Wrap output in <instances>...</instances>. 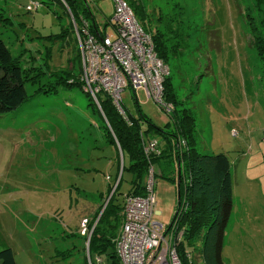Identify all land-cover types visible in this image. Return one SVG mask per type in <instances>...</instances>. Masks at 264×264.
<instances>
[{
    "label": "rangeland",
    "instance_id": "obj_1",
    "mask_svg": "<svg viewBox=\"0 0 264 264\" xmlns=\"http://www.w3.org/2000/svg\"><path fill=\"white\" fill-rule=\"evenodd\" d=\"M133 1L144 6L132 9L136 18L168 48L179 106L195 112L197 150L230 160L234 204L224 262L264 264V66L251 44L254 28L264 37V0ZM87 3L90 12L76 9L81 18L75 20L71 4L70 17L56 0H0V39L19 64L29 95L19 109L0 116V251L12 249L17 264H96L89 221L122 176L114 201L121 202L131 186L122 169L128 159L110 143L109 123L83 89L63 84L68 71L80 77L76 27L92 18L103 25L114 13L113 0ZM122 102L132 117L139 118L140 110L155 126L173 130L143 90L127 89ZM142 127L149 129L147 122ZM156 134L150 137L164 147ZM172 162L155 166L163 174L155 179L153 220L164 227L176 213L183 173L174 155ZM173 175L177 183L167 181ZM164 254L163 247L159 256Z\"/></svg>",
    "mask_w": 264,
    "mask_h": 264
},
{
    "label": "trees",
    "instance_id": "obj_2",
    "mask_svg": "<svg viewBox=\"0 0 264 264\" xmlns=\"http://www.w3.org/2000/svg\"><path fill=\"white\" fill-rule=\"evenodd\" d=\"M56 1L62 3L64 7L63 0ZM125 1L130 4L132 9L138 5L144 8L142 3L133 0ZM67 2L69 3L65 4L67 9L64 8L70 17V12L74 9L71 13L75 20L81 18V16L76 17L74 13L76 9L83 8L85 14L89 11L87 0H67ZM36 4L38 7L40 6V3ZM70 4L73 6L71 11L68 9ZM29 6H33V4ZM30 8L33 9L31 11L28 9L29 12L37 10L34 7ZM139 23L151 35L155 52L167 65L169 52L162 36L156 33L157 31L152 33L147 28L146 21L142 20ZM90 24L95 28V33L102 26L93 18ZM252 31L254 34L251 40L252 47L264 66V37L255 34V28ZM75 75L68 71L63 84L69 88L79 86L82 89L81 82H79L81 71L78 79H75ZM163 87V101L171 104L173 109L166 113L163 107L158 105V108L169 118L165 127L170 128V124H173V130L166 131L164 128L155 126L140 110L139 118H134L125 109L127 117L124 118L110 98L106 96L101 99L102 111L95 103L92 104L98 114L109 123L107 127L109 141L117 149L119 145L123 158L127 157L128 167L125 168L124 163L122 169L123 172L126 170L132 178L130 189L122 196V201L115 202L114 197L122 184L123 177L119 181L121 173V166H119L115 178V183L117 181L119 183L114 195L110 200L106 198L105 203L98 206L95 217L89 221V234L91 233L89 251L91 250L98 255L96 257L100 258L104 254L106 260L102 264H122L117 252V244L125 223L126 199L128 197H146V179L151 164L156 166L160 165L161 161L165 163L167 160L171 164L174 155L182 163L179 168L183 173L179 174L181 179L177 184L176 213L171 223L164 227L165 238L171 239L172 235L175 237L174 246L182 264H225L223 248L234 204L230 160L224 154L209 155L197 150L198 145L196 144L199 142V137L196 136L197 120L194 117V110L179 106L170 75L165 79ZM28 99L23 72L17 61L12 58L4 41L0 39V116L16 111ZM142 122L148 123L147 131L143 130ZM151 133L161 135L166 144L165 148H160V155L154 157L152 162L145 155L142 141V137L152 139ZM179 140L184 141L185 146L179 147ZM161 173H163L162 170L158 173L155 171V179ZM167 180L173 183L177 182L174 175ZM111 189L109 188V192ZM99 216L100 220L97 221ZM0 264H17L12 249L5 248L0 251Z\"/></svg>",
    "mask_w": 264,
    "mask_h": 264
},
{
    "label": "built area",
    "instance_id": "obj_3",
    "mask_svg": "<svg viewBox=\"0 0 264 264\" xmlns=\"http://www.w3.org/2000/svg\"><path fill=\"white\" fill-rule=\"evenodd\" d=\"M87 1L97 3L101 0ZM113 2L114 13L96 33L85 19L89 24L86 23L81 30L76 27L83 91L101 111V99L104 96L110 98L124 118L127 112L122 94L127 89L143 90L166 113L170 112L172 105L163 101V86L170 74L169 67L158 57L151 35L138 22L129 3L125 0ZM106 25L112 28L113 34L106 33ZM142 141L148 160L160 155L158 140L142 137ZM178 145L185 146L184 141L179 140ZM155 171L151 164L146 179V197L126 199L125 223L117 244L122 264H182L174 246L175 237L172 235L171 239H166L164 226L153 220ZM163 247L165 254L160 257ZM96 263L102 264L103 259L96 257Z\"/></svg>",
    "mask_w": 264,
    "mask_h": 264
},
{
    "label": "crops",
    "instance_id": "obj_4",
    "mask_svg": "<svg viewBox=\"0 0 264 264\" xmlns=\"http://www.w3.org/2000/svg\"><path fill=\"white\" fill-rule=\"evenodd\" d=\"M165 147H166V144L164 143V147H162V148H165ZM171 158H172V157H171ZM171 160H172V159H171ZM163 163H164V162H163ZM163 163H161V164L158 165V166L161 168L162 166H164ZM169 163H170L169 160H167L164 164H165V165H166V164H167V165H171V166L174 165L173 162H172L171 164H169ZM161 170H162V169H161ZM161 174H163V173H161ZM167 181H169V180H167ZM176 183H177V182H176ZM97 208H98V206H97ZM97 208L95 209L96 212H97ZM96 212H95V214H96ZM95 214L93 215V217L95 216ZM225 238H226V237H225Z\"/></svg>",
    "mask_w": 264,
    "mask_h": 264
},
{
    "label": "water",
    "instance_id": "obj_5",
    "mask_svg": "<svg viewBox=\"0 0 264 264\" xmlns=\"http://www.w3.org/2000/svg\"><path fill=\"white\" fill-rule=\"evenodd\" d=\"M120 176H121V173H120Z\"/></svg>",
    "mask_w": 264,
    "mask_h": 264
}]
</instances>
